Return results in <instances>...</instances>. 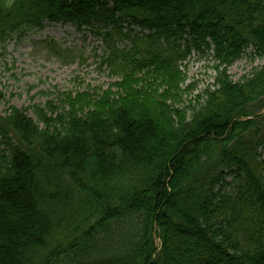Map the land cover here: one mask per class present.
Segmentation results:
<instances>
[{"label": "trees", "instance_id": "1", "mask_svg": "<svg viewBox=\"0 0 264 264\" xmlns=\"http://www.w3.org/2000/svg\"><path fill=\"white\" fill-rule=\"evenodd\" d=\"M46 20L119 81L0 114V264H264V0H0L3 41ZM204 47L215 80L183 105Z\"/></svg>", "mask_w": 264, "mask_h": 264}, {"label": "rangeland", "instance_id": "2", "mask_svg": "<svg viewBox=\"0 0 264 264\" xmlns=\"http://www.w3.org/2000/svg\"><path fill=\"white\" fill-rule=\"evenodd\" d=\"M44 23L41 30L15 34L5 41L0 38V91L6 96V101L0 102V114L9 105L30 108L53 101L59 106L65 94L116 91L114 83L119 80L100 67L95 56L101 52L100 41L70 24ZM50 42L71 52L58 54ZM262 63L261 58L249 51L229 68V74L237 81ZM181 70L186 74L183 105L194 102L198 94L213 85L216 76L215 62L205 47L203 51L192 50ZM27 113L36 118L31 108Z\"/></svg>", "mask_w": 264, "mask_h": 264}]
</instances>
